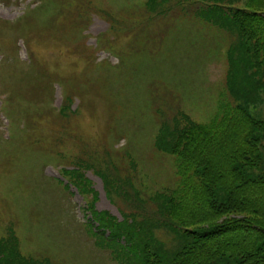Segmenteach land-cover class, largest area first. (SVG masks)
Wrapping results in <instances>:
<instances>
[{"label":"trees","instance_id":"obj_1","mask_svg":"<svg viewBox=\"0 0 264 264\" xmlns=\"http://www.w3.org/2000/svg\"><path fill=\"white\" fill-rule=\"evenodd\" d=\"M144 11L151 24L163 25L147 28L148 37L161 43L174 35L180 40V30L197 36L190 37L197 47L214 41L209 53L227 62L217 111L208 122L173 132L180 179L173 188L145 192L161 201L152 216L142 208L156 220L130 222L138 215L133 204L144 194L132 187L138 180L132 172H122L104 155L77 158L76 168L61 173L86 197L93 194L89 203L101 223L99 244L121 264H264V115L257 113L264 103V0H146ZM91 166L120 204L125 222L96 210L97 192L85 176ZM156 228L172 233L173 240ZM8 232L0 239V264H38L23 253L16 230Z\"/></svg>","mask_w":264,"mask_h":264},{"label":"rangeland","instance_id":"obj_2","mask_svg":"<svg viewBox=\"0 0 264 264\" xmlns=\"http://www.w3.org/2000/svg\"><path fill=\"white\" fill-rule=\"evenodd\" d=\"M34 0H0V18L5 20L16 19L20 14V10H23L24 5ZM63 1V6H58L49 0L47 11L43 13L45 19L50 13H57L59 10H66L67 6L79 5L84 9H89L91 5H87V0H57ZM96 5H100L102 0H95ZM131 0H112L114 5H121ZM146 0H137L136 6L133 11V16L130 12H123V16L126 18H135L128 27L124 25H117L122 30L123 38H116L117 35L111 31L108 34V38H111V42L117 49L132 47V42L128 33L130 28L133 29L135 24L140 23L137 17L141 15L148 16L144 11V4ZM41 12L44 9L40 10ZM113 13L111 12L110 15ZM32 16V13L27 18V23ZM135 16V17H134ZM135 22V23H134ZM162 23V22H161ZM10 25L15 24L8 23ZM158 24L157 26H161ZM115 28L112 21L107 20V23L95 16L94 25L87 31L88 36L91 37L89 45H95L96 36L103 34L107 31L108 27ZM14 28V27H12ZM19 31V28H17ZM18 31H10L11 38L20 37ZM41 32L39 23H33L30 27L23 28L22 35L25 37L31 36V32ZM180 37L181 47L179 48L181 54L184 56L194 55L200 51L197 46L192 44L190 39L194 38L199 40L197 36H194L192 32L181 31L178 33ZM216 43L221 41L217 36L214 37ZM6 39L3 40L4 45ZM10 42V40H9ZM140 49L129 52L128 58L124 59L116 50L105 49L104 52L113 57L117 56L119 61L121 60L122 69L115 77H108L100 75L94 78V88L91 89L94 92L97 89H101L103 86L108 87V91L113 95L119 105L118 111H120L123 121H132L136 124V129L131 130L135 136L148 140L152 133V126L150 125L152 114L154 112V103L149 99L150 89L149 83H153L155 87L161 86L164 88L168 96L177 95L180 99L181 105L189 112L195 115H201L202 111L208 113L214 110L216 105V99L219 96V86L225 84L227 77V62L224 58L211 54V58H208L210 54L209 47L216 46L212 41L211 46L203 45V55L205 57L202 60H206L203 63V71L198 69V61L188 60L187 57L179 59L164 58L163 50H176L178 49L177 35L165 39L162 44V49L158 51H151L144 47V39L140 38ZM198 43V41H197ZM36 48L34 43H31ZM111 44V43H110ZM19 45V43H18ZM222 45V43H221ZM208 46V47H207ZM7 49V48H6ZM65 46H62L57 40L51 39L38 44V56L46 63L47 68L52 72H58L60 77L69 76L72 72H75L77 66L79 73L83 75L92 73L93 71L85 73V60H74V57L64 55ZM198 57V56H197ZM2 56L0 55V59ZM19 63L23 66L27 64V53L21 51ZM104 53H99V60L105 59ZM118 59L114 58L113 63L117 64ZM38 60V59H37ZM199 60V59H198ZM25 63V64H24ZM15 68H11L10 64H3L0 61V87L5 92H0V105L1 99L6 97V92L10 89L16 96H20L21 101L17 104L14 102V106L10 107L15 114H18V109L21 114L32 115L37 110L36 102L39 96V84L41 81L34 75L30 74L26 79L27 91L20 95L19 87L20 82L16 78V74L12 71ZM18 71V69H17ZM19 78L24 76V73H17ZM3 79H7L8 89L3 87ZM84 79V76L80 77V81ZM59 84L63 85L62 80H57ZM3 82V83H2ZM2 84V85H1ZM47 91V98H51L52 108H59L63 96V87L55 86V100L51 97ZM76 99H83L81 94L72 93ZM93 94H88L91 96ZM14 101V100H13ZM46 106V101L43 102ZM126 104V107H122V104ZM167 105V103H164ZM257 110V113L264 115V103ZM18 107V108H16ZM77 107V104H74ZM97 108L102 119L105 116V105L103 99L97 101ZM250 111L254 113L252 107ZM1 112V111H0ZM5 112V111H4ZM7 115V113L5 112ZM34 115H38L35 113ZM92 115H94L92 113ZM162 113H157V117H161ZM207 116V114H206ZM14 117V116H13ZM35 117V116H33ZM109 117V116H108ZM106 118V121L108 119ZM88 121L83 122L85 124ZM104 124V121H102ZM36 131L43 134V144L36 154H44L46 150L51 148L54 144H58L57 137L60 135V131L63 129V120H56L55 118L41 117L36 122ZM127 122H122L120 125L125 128ZM9 122L4 114L0 113V236L3 234L2 225L5 221V217L9 216L19 226L25 237L28 240V251H33L32 246L36 248L35 254L39 257L46 255L55 264H117L111 260L107 252L102 251L94 243L91 236L88 235L85 228H88L87 223H84L83 212H80V205L83 203V199L78 195L72 196L70 191L66 188L63 180L58 177V165L56 163L47 162L45 166L36 161L33 157L27 156L24 152L26 148L23 144L20 150V141L15 136L19 135V131L22 129L19 124H10L11 128H8ZM112 125V131L114 133H121L122 129L119 128L117 123L110 122ZM11 130L13 137H9V131ZM78 130V129H75ZM80 133V131H79ZM123 145L119 149H115V143L107 140L104 145L106 149L122 156L124 152L128 151L129 134L127 132L122 133ZM23 138V135H22ZM72 141H75L74 137H70ZM84 148H90L88 143L92 140L85 136L78 137ZM64 144V149H67L69 145ZM78 141L74 142L73 149H80ZM136 150L141 151L144 156L143 159L147 161L148 151L142 147H135ZM75 153V151L73 152ZM72 153V155H73ZM69 160L64 163H69ZM40 156H36V158ZM149 157V156H148ZM22 159V161H21ZM53 165V166H52ZM150 171V178L148 183L151 186L156 187L153 190H161L160 183L157 180V184L154 185L151 180L155 176L156 166L148 164L147 167ZM54 175V176H53ZM88 177L92 179L94 188L100 193V200L96 204L97 209L106 212L109 210L116 217L123 218L119 210L107 197L102 180L94 175L92 172H88ZM72 184H74L72 182ZM71 185V184H70ZM75 187L80 189L76 184ZM37 216V217H36ZM82 218V219H80ZM36 222V226H35ZM6 226L3 225V227ZM33 243V244H32ZM32 245V246H31Z\"/></svg>","mask_w":264,"mask_h":264}]
</instances>
